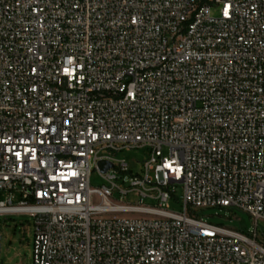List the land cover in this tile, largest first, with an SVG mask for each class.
Wrapping results in <instances>:
<instances>
[{"label": "built area", "instance_id": "built-area-1", "mask_svg": "<svg viewBox=\"0 0 264 264\" xmlns=\"http://www.w3.org/2000/svg\"><path fill=\"white\" fill-rule=\"evenodd\" d=\"M0 191L32 264H264V0H0Z\"/></svg>", "mask_w": 264, "mask_h": 264}, {"label": "rangeland", "instance_id": "rangeland-1", "mask_svg": "<svg viewBox=\"0 0 264 264\" xmlns=\"http://www.w3.org/2000/svg\"><path fill=\"white\" fill-rule=\"evenodd\" d=\"M216 14V11H214ZM147 158V152L143 148L126 149L116 155V159L128 164L129 169L135 174L142 173V165ZM106 185L105 181L97 170L91 175V186L101 188ZM128 189V185H121ZM9 193L0 191V202L7 200ZM175 197L169 202V211L174 213L184 212L183 190L177 188ZM116 199H119L116 196ZM138 198L131 195L128 202L138 203ZM18 203L16 199L15 204ZM146 205H153L147 200ZM198 218L204 219L207 223L239 231L245 235H250L255 229V224L249 214L238 209H202L194 213ZM258 234L264 242V223L260 222ZM0 264H32L34 252V221L27 215H4L0 217Z\"/></svg>", "mask_w": 264, "mask_h": 264}, {"label": "water", "instance_id": "water-1", "mask_svg": "<svg viewBox=\"0 0 264 264\" xmlns=\"http://www.w3.org/2000/svg\"><path fill=\"white\" fill-rule=\"evenodd\" d=\"M110 167H111V165L108 163H104V162L100 163V168L104 172H106ZM0 241H1V239H0ZM0 253H1V245H0Z\"/></svg>", "mask_w": 264, "mask_h": 264}]
</instances>
